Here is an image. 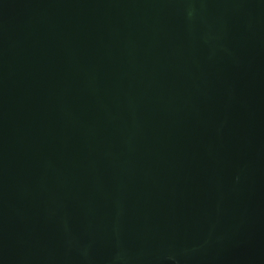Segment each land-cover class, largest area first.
<instances>
[{
	"label": "water",
	"instance_id": "obj_1",
	"mask_svg": "<svg viewBox=\"0 0 264 264\" xmlns=\"http://www.w3.org/2000/svg\"><path fill=\"white\" fill-rule=\"evenodd\" d=\"M0 264H264V0H0Z\"/></svg>",
	"mask_w": 264,
	"mask_h": 264
}]
</instances>
